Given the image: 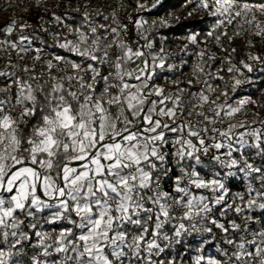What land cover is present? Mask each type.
<instances>
[{"label":"snow or ice","instance_id":"obj_1","mask_svg":"<svg viewBox=\"0 0 264 264\" xmlns=\"http://www.w3.org/2000/svg\"><path fill=\"white\" fill-rule=\"evenodd\" d=\"M74 2L45 9L56 32L39 23L25 35L32 25L15 19L0 27V264H183L190 239H198L193 264H264V119L247 107L264 104L235 98L264 60L248 51L234 63L237 49L222 42L231 43L227 26L237 20L235 36L264 38V0H187L196 8L185 19L197 8L215 19L204 40L178 37L187 41L180 52L196 58L187 79L163 75L186 59L168 63L174 53L154 50L169 39L158 30L170 20L129 15V41L119 6L105 14L95 0ZM161 3L136 0L134 11ZM37 30L76 59H45ZM208 38L223 55H208ZM161 77L171 91L154 83ZM232 178L243 191L231 190ZM213 241L217 255H204Z\"/></svg>","mask_w":264,"mask_h":264},{"label":"trees","instance_id":"obj_2","mask_svg":"<svg viewBox=\"0 0 264 264\" xmlns=\"http://www.w3.org/2000/svg\"><path fill=\"white\" fill-rule=\"evenodd\" d=\"M99 0H95V5L98 3ZM117 1V8L119 6V16L123 23L128 25V33L127 37L129 41H132L135 39V33L133 30V24L128 21L127 17L131 15L133 17V20L137 18L138 15L143 16L146 20L149 21V24H151L154 20H159L161 18L168 19L172 23L171 28H164L159 29V33L167 36L169 39L167 40L166 44L161 45L159 41H157L154 50H158L159 47L164 46L167 51H170L174 53L172 57L168 59V63H179L181 57L186 59L188 61L187 66L183 67L182 70H178L175 74L165 72L164 76H176L177 78L181 79H187L190 75L191 66L196 62L195 55H188L184 56L183 53L180 52V49L183 48L184 44L187 43L184 39H178V37H184L189 32H199L200 36L198 37L199 40L205 39V34L209 30V27L211 24L215 22V19L212 17H209L207 15V12L204 9L197 8L196 11L193 13L191 17H185L187 16V13L189 11H192L194 8H196L195 3L187 4V0H162V3L158 5L155 9H152L151 11L147 12H141L136 13L134 11L136 7V0H116ZM141 3H144V0H140ZM154 0H147L148 5L150 6ZM254 3L259 4L262 2V0H237V3ZM57 4H62L61 7L56 8L54 7ZM187 4L185 7L184 5ZM65 6L68 8H74L76 6V3L74 0L70 3V0H41V3L37 5L36 0H0V27L7 25L11 20L15 19L18 23L24 24L25 22H28L32 25L31 29H26L23 34L25 35H31L32 29H37L39 23H44L45 27H48L51 32H56L59 29L55 25H50L47 23L51 19L50 15L45 12V9L55 10L58 13L63 12L65 10ZM113 8V9H115ZM27 9V11H25ZM112 10V9H111ZM110 10V11H111ZM89 11H92V9H89ZM76 17V23L80 21V15L71 13ZM180 17V20L177 22L175 20H172L171 18ZM43 17V21H41L39 18ZM264 20V18L262 19ZM100 22V20L98 21ZM101 23V22H100ZM239 23V20L234 21L232 25L227 26V31L229 35H232L230 31L235 33L237 31V25ZM244 29H247V25H244ZM64 32L67 31V29H63ZM36 35H39L43 38V40L46 42L45 44H40L39 41L34 42L36 47H42L46 49V52L44 54V58L46 59L48 57V53L50 52H58L61 55H67L71 59H76V57L70 53H65L63 50L57 49V48H48V44L54 43L51 36L48 34H45L40 31H36ZM155 35V31L153 33ZM244 35H247L249 39H251L254 42L255 47L249 49L247 47V41L243 38H240L238 42H234V38L229 44V42L226 39H223L222 42L225 47H235L237 49L236 53L234 54V63H239L240 60L246 59V53L248 51H252L256 54L261 55L262 60H264V38L257 37L252 35L250 32L245 31ZM243 35V36H244ZM233 36V35H232ZM2 36H0V39ZM15 38V35L13 36V39ZM150 38H152L150 36ZM205 45L201 44L199 45V48H204ZM207 49H208V55H211L212 53H217L218 46L214 43V40L212 38H208L207 41ZM188 51L190 53H195L198 51L197 45H189ZM7 55L6 52H4L3 56ZM35 55V53H33ZM11 58L13 61H16L17 59L13 58L11 55ZM4 63H6L5 60H3ZM27 64H32V59H28L25 61ZM254 67H259V65L256 62H252ZM216 67H219V63L217 62ZM3 68V67H0ZM246 75L251 77V81L249 83H246L238 89V91L235 93V98H243L245 96H251L252 99L256 100L257 102L261 100V104H264V73L260 72H253V73H245ZM157 79L154 81V83H160L161 79ZM227 80V79H226ZM219 83V82H217ZM166 86H171L173 88V85L171 83L165 84ZM186 87V85H182ZM223 87V85H221ZM230 95L231 92H230ZM252 105V104H251ZM253 107V111H257L260 113V118L264 119V108H257ZM231 185L234 189H239L241 186L244 185V181L242 178H234L231 181ZM218 215V213H217ZM229 218H234L230 216ZM223 219V218H221ZM239 222V221H238ZM214 232L216 233L217 240L219 239V232L218 230L214 229ZM217 242V241H213ZM192 245L193 250L189 252L187 255L183 256V264H193L192 257L197 255L198 253L195 251V249L198 247V241H188ZM211 244H208L203 249V254L207 256H216L217 252L214 246ZM179 252H183V248H178Z\"/></svg>","mask_w":264,"mask_h":264},{"label":"built area","instance_id":"obj_3","mask_svg":"<svg viewBox=\"0 0 264 264\" xmlns=\"http://www.w3.org/2000/svg\"><path fill=\"white\" fill-rule=\"evenodd\" d=\"M108 3V2H107ZM106 3V1H104V0H99L98 1V3L95 5V7H97V8H100V7H103L104 8V10H105V14H107L108 12H110V8H109V3L107 4ZM100 22L101 23H107V22H105V21H103V20H100ZM110 22V21H109ZM3 38V37H2ZM1 38V39H2ZM217 53H218V55H223V53L221 52V50H220V48L218 47V49H217ZM3 54H4V52L3 51H0V57H2L3 56ZM47 58H49V56L47 57ZM46 58V59H47ZM4 62H3V60H0V67H4ZM40 66L38 65V68H39ZM224 76H225V79H228V76H229V74L225 71L224 73H222ZM171 79H176V76H173V77H171ZM170 83V82H169ZM160 84H162V85H165L164 84V81H163V78L161 79V81H160ZM264 90V89H263ZM258 103H262L261 102V100L260 101H258ZM234 178H232L231 180H230V182H229V187L231 188V190L233 191V192H236V191H243V188H244V185L243 186H241V188H239V189H234L233 188V186L231 185V181L233 180ZM169 183H170V181H169ZM204 236H205V238H208V239H211V237L207 234V233H205L204 234ZM189 241H198V239L197 240H189ZM213 243V242H212ZM211 244V243H210ZM215 244H216V242H214L212 245L214 246V248H215ZM216 249V248H215ZM177 251H178V249H177Z\"/></svg>","mask_w":264,"mask_h":264},{"label":"rangeland","instance_id":"obj_4","mask_svg":"<svg viewBox=\"0 0 264 264\" xmlns=\"http://www.w3.org/2000/svg\"><path fill=\"white\" fill-rule=\"evenodd\" d=\"M104 1H106V3L108 2L109 3V8H110V10L111 9H113V8H115L117 5V1L116 0H104ZM107 3V4H108ZM256 15L259 17L260 16V14L257 12L256 13ZM264 17H261V19H263ZM20 23H18L17 22V25H19ZM231 32V34L233 35V37H234V42H238L239 40H240V38H243V39H245L246 41H248L249 40V37L247 36V35H244V36H240V37H237V36H235L234 34L235 33H233L232 31H230ZM136 38V37H135ZM141 43H143V41H141ZM133 47H135V45H133ZM201 48H199V46H198V51L200 50ZM12 57L13 58H15V59H17V57H16V54L13 52L12 54ZM168 88H171V87H165V89H168ZM248 109H251L252 111H253V107H252V105L251 104H249L248 106ZM248 118L249 119H251L252 117H251V115L249 114V116H248Z\"/></svg>","mask_w":264,"mask_h":264},{"label":"crops","instance_id":"obj_5","mask_svg":"<svg viewBox=\"0 0 264 264\" xmlns=\"http://www.w3.org/2000/svg\"><path fill=\"white\" fill-rule=\"evenodd\" d=\"M156 84H159V85H162V84H160V83H156ZM164 87H171V86H166V85H163ZM173 88L171 87V88H168V89H165L166 90V92L167 91H171Z\"/></svg>","mask_w":264,"mask_h":264}]
</instances>
